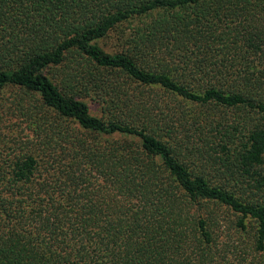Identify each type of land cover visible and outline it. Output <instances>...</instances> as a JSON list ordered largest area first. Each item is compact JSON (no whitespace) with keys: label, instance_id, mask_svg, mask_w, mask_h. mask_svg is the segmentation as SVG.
Instances as JSON below:
<instances>
[{"label":"trees","instance_id":"trees-1","mask_svg":"<svg viewBox=\"0 0 264 264\" xmlns=\"http://www.w3.org/2000/svg\"><path fill=\"white\" fill-rule=\"evenodd\" d=\"M6 88L0 264H264V0H0Z\"/></svg>","mask_w":264,"mask_h":264},{"label":"rangeland","instance_id":"rangeland-1","mask_svg":"<svg viewBox=\"0 0 264 264\" xmlns=\"http://www.w3.org/2000/svg\"><path fill=\"white\" fill-rule=\"evenodd\" d=\"M115 36L111 35L109 37H106L101 40V44L104 46L105 49L108 51H113L115 48L118 47L117 41L115 40ZM58 68H52L49 69V72L55 82H58L61 86H64V82H62V75H60V72L58 71ZM68 88V87H67ZM17 94L21 97L26 96L23 91H18L16 88H6L4 91L0 92V103H3V106L5 107V104L9 105L13 101V99L17 98ZM90 105V110L92 113L99 114V105L93 101L88 99L87 100ZM24 131L20 132L21 135H23ZM231 217V215H229ZM229 232L231 234V238L236 240L235 238L238 237V233L234 232L233 228L229 229Z\"/></svg>","mask_w":264,"mask_h":264}]
</instances>
